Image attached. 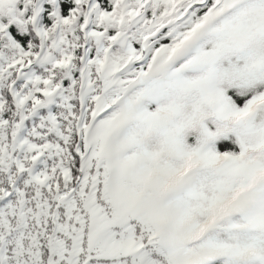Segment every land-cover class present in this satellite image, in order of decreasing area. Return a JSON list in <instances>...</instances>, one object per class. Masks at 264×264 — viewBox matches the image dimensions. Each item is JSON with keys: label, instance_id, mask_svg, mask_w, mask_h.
Wrapping results in <instances>:
<instances>
[{"label": "snow or ice", "instance_id": "obj_1", "mask_svg": "<svg viewBox=\"0 0 264 264\" xmlns=\"http://www.w3.org/2000/svg\"><path fill=\"white\" fill-rule=\"evenodd\" d=\"M0 264H264V0H0Z\"/></svg>", "mask_w": 264, "mask_h": 264}]
</instances>
